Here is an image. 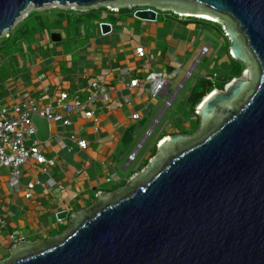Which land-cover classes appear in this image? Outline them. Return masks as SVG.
<instances>
[{
    "label": "water",
    "instance_id": "obj_1",
    "mask_svg": "<svg viewBox=\"0 0 264 264\" xmlns=\"http://www.w3.org/2000/svg\"><path fill=\"white\" fill-rule=\"evenodd\" d=\"M53 3L151 7L132 14L142 22L156 21L155 11L208 16L250 79L213 90L198 107L196 133L168 135L120 190L58 213L68 218L62 237L21 240L0 264H264V0H0V35L29 7ZM32 123L46 143L50 123Z\"/></svg>",
    "mask_w": 264,
    "mask_h": 264
},
{
    "label": "crops",
    "instance_id": "obj_2",
    "mask_svg": "<svg viewBox=\"0 0 264 264\" xmlns=\"http://www.w3.org/2000/svg\"><path fill=\"white\" fill-rule=\"evenodd\" d=\"M91 10L94 14L50 10L43 13L47 14L46 20L38 14L35 23L27 25L30 12L12 28L22 38L25 36L28 54H23L17 75L5 81L0 79V105L12 106L26 98L35 99L42 106L53 105L61 92L84 98L91 90L89 81L102 75L106 76L104 89L108 101L98 100L92 107L96 122L81 113H74L64 116L70 125L50 123L52 137L41 143V153L52 165L42 171L40 165L28 161L20 168L17 191L8 185L10 170L0 168V218L5 221V226L0 228V262L9 257L12 247L21 240L42 241L67 232L68 218L59 221L58 213L66 211L69 217L89 208L98 194H112L124 187L135 167L151 156L147 152L139 161L136 158L134 163L125 166L127 156L135 149L133 144L144 139L155 119L158 123L152 130L160 123L162 126L154 145L162 137L165 139L168 135L180 134L181 128H189L183 116L188 107V93L195 81L207 73L217 74V79L222 77L216 70L199 74L182 95L175 111L167 117L189 79L166 109L168 95L174 94L192 58L199 56L201 48L208 45L209 51L214 52L217 47L213 59L219 60V55L227 57L229 45L221 32L213 27H203L201 20L184 17L181 13H159L156 21L142 22L134 19L133 9L127 7L119 8L118 12H109L103 6ZM97 13H103L104 17L94 22L95 30H74L82 22V16L91 18ZM100 23L111 25L108 33H101ZM12 29L7 39L12 37ZM51 33L60 34V41L52 42ZM27 36L47 44V50H38L34 43L28 42ZM137 48H143L144 57H138ZM226 62L223 68H227ZM151 72L166 76L175 73L162 97L153 99L138 88L127 87L131 80L141 81ZM180 108L183 109L181 113L178 112ZM51 111L62 113L54 105ZM133 114H138L139 118L131 119ZM80 139L87 143L85 150L75 144L74 140ZM107 177L112 180L107 182ZM32 181H50L51 186L35 185L32 197L25 198L26 187Z\"/></svg>",
    "mask_w": 264,
    "mask_h": 264
},
{
    "label": "built area",
    "instance_id": "obj_3",
    "mask_svg": "<svg viewBox=\"0 0 264 264\" xmlns=\"http://www.w3.org/2000/svg\"><path fill=\"white\" fill-rule=\"evenodd\" d=\"M56 5L57 9L62 11H74L77 14L86 13L91 9H97L102 5H98L94 8H89L86 10H77L72 5L62 6L57 3L49 4ZM109 12H118L109 10L106 6H103ZM133 9L132 14L135 10H153L151 7H127ZM154 11V10H153ZM165 12V11H164ZM161 11H155L156 15L159 13H164ZM178 15V14H177ZM185 17V16H184ZM100 23L98 26L100 28ZM108 24V23H107ZM111 29V25L108 24ZM13 28V27H12ZM11 28V29H12ZM11 29L8 33H2L0 38H9ZM209 52V46H203L200 50L198 58L195 60L192 67L185 72L183 80L177 85L176 91L173 95H168V100L165 103V108L168 109L176 93L184 88L185 82L192 76L194 68L200 63L204 56ZM136 54L138 57H144L145 51L143 48H137ZM175 75L166 76L163 73L151 72L147 76L139 81L137 79L131 80L128 84V88H138L146 92L151 98H160L165 94L166 88L169 85L170 80ZM105 75L96 77L89 81L90 91L84 97L79 95H70L67 92H61L58 97L54 100V106L60 108L62 113L52 112V104L40 105L38 101L32 98H26L23 101L14 104L12 106H2L0 105V168H7L10 170L11 178L8 183L9 187L17 191L18 189V179L20 176V168L25 165L28 161L32 160L36 165H40L42 171H47L49 165H52L51 161H47L42 155L41 143L36 139V127L32 123V117L37 116L39 118L45 119L49 123L61 122L63 125H70V121L64 118L65 115H71L76 113H81L86 119H92L96 122L95 113L93 110L94 104L98 101H108V95L105 93ZM208 81H215L217 79V74L208 73L204 76ZM195 115L198 114V106L193 110ZM139 118L138 114L131 115V119L137 120ZM158 123V119L153 122L152 128L148 129L144 134V139L141 140L135 147V149L129 153L125 166H129L134 163L137 158V154L143 146V143L152 134L153 127ZM75 144L80 150H85L87 148V143L85 140H74ZM159 144V141L155 145ZM70 151L71 149L68 148ZM112 177H107L106 181L110 182ZM35 185H40L42 187H50V181L48 183H40L39 181H32L26 187L25 198L32 197V189ZM5 226V221L0 218V228ZM10 238H13L10 236Z\"/></svg>",
    "mask_w": 264,
    "mask_h": 264
},
{
    "label": "rangeland",
    "instance_id": "obj_4",
    "mask_svg": "<svg viewBox=\"0 0 264 264\" xmlns=\"http://www.w3.org/2000/svg\"><path fill=\"white\" fill-rule=\"evenodd\" d=\"M56 9H57L56 5H45L41 8H38V9H36L34 7H29L21 15V17L15 22V25L20 23L30 12L33 15L39 14L42 16V18L44 20H46L47 14L44 15L43 13L46 11L56 10ZM73 17L75 18V16H73ZM103 17H104L103 13H97L95 16H93L91 18H89L88 16H82V22L77 24V26L75 27L74 30H77L76 28H80V30L84 29L85 32H89V31L91 32V31L96 29L94 22L102 20ZM26 22H27V25H29V24L31 25L32 23H35L32 21H30V22L26 21ZM215 24H216L215 22H213V24H204V23L202 24V23H200L201 26L207 27L209 29H212V27L217 29V26ZM15 25H14V27H15ZM49 26L52 27L53 25L51 24ZM220 29H221V26H220ZM216 34L218 35L217 32H216ZM222 38H225L224 34H222ZM26 39H28L29 43H34L38 50H47V48H48L47 44H41V42L35 41L33 38L31 39V37L27 36ZM24 40H25V36L22 38L20 36V33H18V32L14 33L13 29H12V37L10 39L0 38V79H2L1 81H5V79H7L8 77L15 76L20 72L17 66H20L18 64H21L20 61L24 58L23 54H28L27 53L28 52V47H27L28 44L24 43ZM224 41H225V39H224ZM217 50H218V48L216 47L214 52H213V50L209 51L208 54L206 56H204L203 59L200 61V63L196 66V69H195L194 73L192 74L193 77L192 76L190 77L189 82L185 85V88L183 89V91L179 95V98L177 99V101H175V103L172 104V107L168 110L167 117L172 112L175 111L174 108L177 107L178 102L182 101V95L186 92V90H189L191 83L194 81V79L199 74H205L208 71L212 72L213 70H216V71L220 72V75L222 77L225 76V73L230 68L231 63H230L228 57L222 58L221 55H219V60H216V58L213 59L212 55L214 56L215 55L214 53L217 54V52H218ZM29 53H30V49H29ZM31 53H33L34 55L36 54V52L34 50H31ZM17 57H19V59ZM197 57H198V55L194 56L192 58L190 65L187 67L186 70L190 69L191 65L197 59ZM225 62L228 64L227 68H223V64ZM245 79L249 80L250 79L249 75H247V77H245ZM162 104H164V102H162ZM184 104L185 103L183 102L182 108H183ZM188 108L189 107H187V109H185L186 113L184 114L183 118H184V121L188 122L190 126L187 129H184V128L182 129L180 127L181 132H182L181 134H184V135H192V134L196 133V131L198 130V125H196L195 118L192 116L191 111ZM182 110L180 108V109H178V112L181 113ZM178 122L177 123L180 124V121H178ZM161 126H162V123L157 125L155 127L154 131H152L151 137L147 138V140L143 143V146L139 151L137 161H139L145 153L149 152L150 155L153 153V150L155 147V145H154L155 137H156V134L161 130ZM140 140L141 139H139L138 141H136L133 144L134 148L136 147V145L139 143ZM142 166H143V164L139 167H135L136 169L133 171L134 174L139 173L141 171V169L143 168ZM56 233H57V231H56ZM63 235H64V233L58 235V237H62Z\"/></svg>",
    "mask_w": 264,
    "mask_h": 264
},
{
    "label": "trees",
    "instance_id": "obj_5",
    "mask_svg": "<svg viewBox=\"0 0 264 264\" xmlns=\"http://www.w3.org/2000/svg\"><path fill=\"white\" fill-rule=\"evenodd\" d=\"M88 11L90 13L88 14H94V12ZM38 18V15H30L28 16V20L27 21H36ZM199 20V19H198ZM201 20V19H200ZM202 21V20H201ZM204 23H208V24H213L212 22H207V21H202ZM217 26V29L221 32V34H223V32L220 29V26L215 24ZM225 41L228 43L226 37L224 38ZM229 45V43H228ZM227 57L230 60V68L227 70V72L225 73V76L216 79L215 81H208L206 80L204 77H200L198 78L194 85L192 86V88L190 89L186 102L188 104L189 110L191 111L192 116L195 118L196 121V125H199V119L198 117L193 113V110L195 109V107L197 105L200 104V102L202 101V99L208 95L210 92H212L213 90H223L224 86L226 84H228L232 79L234 78H239L242 75L243 70L246 68L245 65H243L240 62H237L235 60H233L230 55L229 52L227 53ZM182 133V132H181ZM180 133V134H181ZM162 138L159 139L162 140ZM156 146V145H155ZM156 153V147H154L153 153L151 154V156L149 157V159L154 156ZM144 161L143 166L145 167L147 165L148 160ZM134 174V172H132L130 174V176H132ZM125 185V184H124ZM122 185V186H124ZM61 233L63 232V230L60 231Z\"/></svg>",
    "mask_w": 264,
    "mask_h": 264
},
{
    "label": "bare ground",
    "instance_id": "obj_6",
    "mask_svg": "<svg viewBox=\"0 0 264 264\" xmlns=\"http://www.w3.org/2000/svg\"><path fill=\"white\" fill-rule=\"evenodd\" d=\"M181 15H182V16H186V17H195V18H197V19H201V20H205V21H213V22L215 21L213 18H210V17L205 16V15H196V16H189V15H187V14H184V15L181 14ZM247 75H248V70H247V68H245V69L243 70L242 76H244V78H245V77H247ZM211 93H214V92H210L209 94H211ZM209 94H208V95H209ZM208 95H206V96L203 98V100L200 102V104L198 105L199 108L201 107V105L203 104V102L206 101ZM162 141H164V139L161 140V141H159V144H160Z\"/></svg>",
    "mask_w": 264,
    "mask_h": 264
},
{
    "label": "clouds",
    "instance_id": "obj_7",
    "mask_svg": "<svg viewBox=\"0 0 264 264\" xmlns=\"http://www.w3.org/2000/svg\"><path fill=\"white\" fill-rule=\"evenodd\" d=\"M200 20V19H199ZM202 21H205V20H202ZM208 22H212V21H208ZM213 23V22H212ZM231 57V56H230ZM198 106V105H197Z\"/></svg>",
    "mask_w": 264,
    "mask_h": 264
}]
</instances>
